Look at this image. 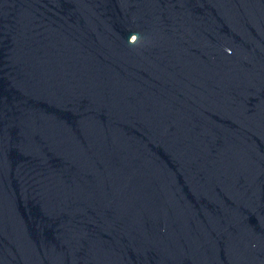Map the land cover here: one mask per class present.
<instances>
[{
  "label": "water",
  "instance_id": "95a60500",
  "mask_svg": "<svg viewBox=\"0 0 264 264\" xmlns=\"http://www.w3.org/2000/svg\"><path fill=\"white\" fill-rule=\"evenodd\" d=\"M0 264H264V0H0Z\"/></svg>",
  "mask_w": 264,
  "mask_h": 264
}]
</instances>
